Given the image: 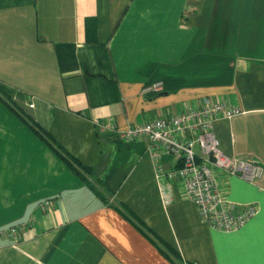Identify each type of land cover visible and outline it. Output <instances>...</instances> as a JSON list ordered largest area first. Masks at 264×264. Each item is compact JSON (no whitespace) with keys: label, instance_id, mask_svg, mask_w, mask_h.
<instances>
[{"label":"crops","instance_id":"crops-1","mask_svg":"<svg viewBox=\"0 0 264 264\" xmlns=\"http://www.w3.org/2000/svg\"><path fill=\"white\" fill-rule=\"evenodd\" d=\"M205 96L239 109L213 122L221 150L262 168L253 183L217 173L257 206L231 231L165 177L172 156L158 173L144 138L117 133ZM18 223L0 264H173L162 243L191 264H264V0H0V229Z\"/></svg>","mask_w":264,"mask_h":264},{"label":"built area","instance_id":"built-area-1","mask_svg":"<svg viewBox=\"0 0 264 264\" xmlns=\"http://www.w3.org/2000/svg\"><path fill=\"white\" fill-rule=\"evenodd\" d=\"M160 88V82L155 81L143 85L140 94L156 93ZM28 105L31 107L32 103ZM238 112V108L218 98L205 96L198 103L186 104L175 113L137 122L117 133L125 141L144 138L158 173H162V156H172L175 163L164 173L165 177L181 182L185 197L194 203L202 222L218 231H231L252 217L257 206L254 202L236 203L229 200L223 182L218 181V171L253 183L262 170L254 159L223 152L213 133L216 119H228ZM96 124L100 131L114 127L109 120ZM49 206V200L38 204L40 210ZM25 228V223H18L0 229V239L17 240Z\"/></svg>","mask_w":264,"mask_h":264},{"label":"trees","instance_id":"trees-1","mask_svg":"<svg viewBox=\"0 0 264 264\" xmlns=\"http://www.w3.org/2000/svg\"><path fill=\"white\" fill-rule=\"evenodd\" d=\"M29 125L36 133L39 134V136L46 142L49 147H52V149L60 157V159H62V161L66 165H68L74 171V173L97 194V191L94 189L93 185H91V183L86 180V176H88L90 173L88 168L86 166L81 165L76 159L71 157L64 150H62V148L57 145L45 131L34 127L35 124L33 123H30ZM161 245L163 247L158 246V248L161 250V252H163L164 255H166L167 258H169L173 262V264H191L180 260L176 256V253L166 244L162 243Z\"/></svg>","mask_w":264,"mask_h":264}]
</instances>
